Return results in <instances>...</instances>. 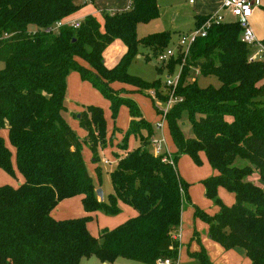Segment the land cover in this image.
<instances>
[{
	"label": "trees",
	"instance_id": "trees-1",
	"mask_svg": "<svg viewBox=\"0 0 264 264\" xmlns=\"http://www.w3.org/2000/svg\"><path fill=\"white\" fill-rule=\"evenodd\" d=\"M83 2L0 0V168L15 175L13 154L2 136L7 131L24 180L19 187H0V264H80L91 257L103 264L121 258L157 264L159 259L176 260L180 251L175 236L190 185L177 166L151 152L156 128L134 100L112 87L120 83L139 93L155 90L159 101H166L165 86L131 75L128 67L140 47L158 55L173 36L160 32L138 39L139 24L160 18L157 0H132L127 11L104 13L102 22L87 16L79 29L53 31ZM207 18L196 17V27ZM241 37L240 25L225 21L213 24L207 37L194 43L177 89L184 100L170 111L166 134L176 148V165L183 155L201 165L204 155L218 172L202 184L219 211H195L208 224L210 238L226 250H244L251 264H264V188L258 184L264 185V62H250L253 49ZM116 41L126 53L110 69L105 52ZM191 66L219 85L187 83ZM71 71L111 101L114 119L120 106L129 109L131 122L119 145L122 154L115 155L108 201L99 200L82 149L88 144L93 161L99 162L98 150L108 141L104 110L89 106L80 114V128L87 132L82 141L63 116ZM185 121L191 126L189 138L183 132ZM132 136L139 145L130 150ZM240 161L245 165H237ZM96 172L100 177L101 169ZM220 188L235 196L232 206L219 198ZM79 196L88 215L63 221L52 217L61 202ZM121 203L137 215L92 235V215H119ZM194 256L201 264H213L205 250Z\"/></svg>",
	"mask_w": 264,
	"mask_h": 264
},
{
	"label": "rangeland",
	"instance_id": "rangeland-1",
	"mask_svg": "<svg viewBox=\"0 0 264 264\" xmlns=\"http://www.w3.org/2000/svg\"><path fill=\"white\" fill-rule=\"evenodd\" d=\"M262 3L264 0H261ZM181 6L183 7L184 12L186 13V16L184 20L180 23V20H176L171 15V12L166 11L163 12V16L151 21L149 23H141L139 24L137 28V36L138 39H143L149 35H153L160 32H170L173 36V41L169 44L167 48L173 50L176 53L178 44H179V36L183 33H189L196 29L195 25V16L193 13L191 14V8L186 7L187 4L184 2V0H180ZM189 4V3H188ZM259 13L264 15V8H258ZM189 12V13H188ZM162 14V13H161ZM221 15L225 18L226 22H235V18L231 15L229 11H222ZM100 22H102V17H97ZM251 26L253 29H255V20L251 19ZM33 29V28H32ZM255 31V30H254ZM163 49L159 50L158 53H160ZM178 61V55H176L175 60H173L171 63L161 64L157 60V55L154 53V51L150 48H142L140 47L138 49V52L134 59L131 61L128 72L136 77L141 78L147 83L153 84V83H159L162 86L166 85V82L170 78L171 81H176L177 78L180 75V67L179 65L175 64L174 70L172 72L169 71L170 66L174 65V62ZM162 70V73L160 72ZM74 71H71L70 76L68 77V91L67 96L65 100V106L66 111L63 112V116L68 122V124L71 126V128L78 134L80 131V128L75 125V119L73 114H76L77 117L82 113V110L85 108L87 109L89 106H98L106 110V119L108 122V131H111L114 126H120L121 129H128L129 127V113L125 114L124 111H127V106L123 105L120 106L117 117L114 119L112 116V110H111V101L108 100L99 90L94 89L90 84L87 86H84L85 88H82L80 84L74 83ZM187 83H193L187 78ZM200 86L206 87L208 84H213L215 86H218L219 83L216 79L212 78H203L200 77L198 82ZM121 84H112V87L115 89L118 88ZM120 88L123 89H129V87L122 86ZM164 88V87H163ZM161 89L162 92L164 89ZM152 92H155V90H148L144 93H129V91L120 90L119 95L123 98H130L134 100L137 105L139 106L141 112L144 114L145 118L150 121L152 124L158 121V110L157 108L162 107V102H157L152 99ZM77 121V120H76ZM183 128V132L186 136V138L191 137V126L190 124L185 121ZM125 126H127L125 128ZM115 132V130H113ZM7 131L2 132V135H7ZM112 132V134H116ZM125 132V131H124ZM120 134V133H119ZM123 134V133H122ZM120 135V139H117L119 143L122 142V136ZM132 144L137 147L139 145V142H137L132 136ZM130 140V142H131ZM5 141L7 147L10 149V151L13 154L12 162L15 169V175H9L6 172H4L0 168V187L2 186H11L13 188L19 187L23 183V177L18 172L16 167V151L15 148L11 146L8 138L5 136ZM84 145V146H83ZM83 157L84 161L86 163L88 172L90 176L93 179L94 185L97 189V192L100 190L104 194V199L108 201L109 195L113 193V185L111 182L110 174L111 172L116 168L115 164H106V159H108L109 154L104 152V150L100 149L98 150V156H99V162L95 163L93 161V154L90 149V146L86 143H83ZM150 150L152 152V148L150 147ZM173 151V149H172ZM153 153V152H152ZM175 150L172 152L173 156L175 154ZM205 157V156H204ZM204 161V165L197 166L195 165L191 158L187 155L181 156V161L179 165L177 166V170L180 174V176L183 178H186L189 180L190 183H196L193 189L191 190V196L193 203H188L187 200H185L184 204V211L182 216V227L181 231V244H182V250L180 255V261L181 264H201L197 256H194L195 254L200 253L202 250H205L209 260L213 264H241L244 261L249 260L244 252V250L240 248H236L231 253H234V255H239L238 262L236 259L231 258V254H228V250L224 249L220 244L215 242L210 238L209 235V226L208 224L203 221L200 218H197L195 216L196 208H200L201 210L207 212L208 214L214 215L218 211L214 201L209 200L205 196L204 186L203 184L199 183L200 180L203 178H207L210 176H215V173L217 174V171L214 170L205 160V158H202ZM202 161V162H203ZM237 165H245V162H237ZM101 169V175L99 177L98 173L96 172V169ZM257 177L256 175L254 176ZM183 178V179H184ZM186 181V180H185ZM264 188V185L261 183H258ZM81 198V196H79ZM219 198L222 200V202L226 206H232L235 203V196L228 192L226 189H222L219 191ZM194 199L197 201V203L194 201ZM232 200V201H231ZM232 202V203H231ZM77 203V202H75ZM123 204V203H122ZM121 204V205H122ZM76 206V205H75ZM79 208V211H78ZM76 207V218H81V209H83L82 206ZM122 213L116 216H110L106 215L103 212H96L92 215L93 220L89 224L90 232L95 234V236H99L102 231L109 229L112 230L119 226L121 223H124L127 219V212L123 210V205L121 206ZM83 211V210H82ZM84 216V215H83ZM85 217V216H84ZM130 218V217H129ZM179 258V254L178 257ZM237 262V263H236ZM80 264H103L97 257H91L89 259H83ZM113 264H143L140 262L130 261L126 259H118ZM244 264V263H243Z\"/></svg>",
	"mask_w": 264,
	"mask_h": 264
},
{
	"label": "crops",
	"instance_id": "crops-1",
	"mask_svg": "<svg viewBox=\"0 0 264 264\" xmlns=\"http://www.w3.org/2000/svg\"><path fill=\"white\" fill-rule=\"evenodd\" d=\"M157 1H158V5L160 7V13H162V14H160V18L163 16V12L165 13L166 11H169V12H171V15L173 16L175 21L176 20H180V23H181L184 20L187 12H184L183 7L181 6L180 0H157ZM131 2H132V0H84L83 8L78 13H76L73 17H71L70 19H68L66 21H82L87 16H94V17L100 16V17H102V15L104 13L114 14V13H118V12L127 11L130 8ZM184 2L187 4L186 7L189 6V8H191V14L193 13V15L195 16V19L198 16L206 17V16L214 15L216 13H221L222 11L223 12L227 11V10L223 9L224 0H184ZM263 7H264V2L262 3V1H261V5L255 8L254 14L252 16V19L255 20V22H254L255 23V25H254L255 26V29H254L255 31L254 32L256 34L257 39L260 40V41L264 40V15H262V13L258 14L259 13V11H258L259 9L258 8H263ZM160 18H159V20H160ZM125 53H126V48L122 44V42L116 41L115 43H113L107 49V51L105 52L106 66L108 68H110V69L114 68L119 63L120 59L122 58V56ZM73 73H75L74 74V76H75L74 77V83L80 84L82 86V88H85L84 86H87V85L90 84L89 82L84 81L82 79L81 75L78 72L74 71ZM118 84H120V83H118ZM121 85L118 88H116V89L114 87L113 88L115 90H117V91L125 90V91H129V93H139L137 91V89H135V88H133L131 86L122 85V86H125V87H129V89L126 90V89L120 88ZM67 91H68V88H67ZM66 96H67V94H66ZM96 107H98V106H96ZM85 110L86 109L84 108L82 110V112L85 111ZM103 110H104L105 119H106V110L105 109H103ZM123 113L128 114L129 113V109L127 108V111H124ZM73 115H74L73 117L76 118L75 119V125L80 128L79 121H78L80 115L78 117H77L76 114H73ZM129 117H130V113H129ZM106 122H107V119H106ZM130 122H131V117L129 119V125H130ZM126 127L127 126H125V128ZM113 130H115V132ZM127 130H128L127 128L126 129H121V127L117 125V126H114L111 131H108V122H107V138H108L107 145L104 148L100 147V149L104 150V152L109 154L108 159H106V161H109V163H110L109 165L116 164L117 163V159H116L115 155H121L122 154V151L119 149L120 143H119V141L117 139H120L119 138L120 135H123ZM112 132H114L116 134L113 135ZM6 133H7V135H5V136L9 140L8 132H6ZM5 136H3L4 139H5ZM78 136L83 141L87 137V132L84 131L82 128H80V131L78 132ZM112 136H113V138H112ZM123 137L124 136H122V139H123ZM131 139H132V137H131ZM167 140H168V145L171 148V150L173 149V151L175 150V152H176V148L172 144L170 137H168ZM134 148H136V147L132 144V140H131V142H130V150H132ZM202 158H205V160L207 161V159H206V157H204V155H201V159ZM191 160H192V158H191ZM180 161H181V158L179 159V161L177 163V166L179 165ZM202 161H203V159H202ZM192 162L194 163L193 160H192ZM207 163H208V161H207ZM201 165H204V161L202 162ZM201 165H197V166H201ZM217 174H218V172H217ZM217 174L215 173V175H217ZM212 176H210V177H212ZM210 177H207V178H210ZM207 178H203V180L201 179L199 183L202 184L203 181L206 180ZM185 180H186V183H188L190 186H189V189H188V198L184 197V204H185V200H187L188 203H193L194 204V202L192 200V196H191V190L193 189V187L195 186L196 183H190L189 180L186 178V176L184 178V181ZM222 189L223 188H220L219 191H221ZM204 191H205V188H204ZM194 201L197 203V201L195 199H194ZM75 202H77V203H75ZM121 204H120V208L123 205V210L125 212H127V216H128L127 219L125 220V222L127 220L131 219V218H134L137 215V213H136V211L134 209H132L131 207H129V206L125 205V204H122V205ZM80 206L83 207V204H82V199L79 198V197H75V198H72V199H69V200H65V201L61 202L54 209V211L52 212V217L55 220H57V221L74 219L75 217H77V215H76V207L78 208ZM194 206H195V204H194ZM217 209H218L217 211H219V207H217ZM78 211H79V208H78ZM183 211H184V209H183ZM80 212H81L80 215H82V217L88 215L84 211V208L81 209ZM121 213H122V210H121ZM182 216H183V214H182ZM121 224H123V223H121ZM89 225L90 224H88V229H89ZM181 227H182V221H181V226H180V234L182 233ZM89 231H90V229H89ZM91 234L95 236V234H93V233H91ZM182 247L183 246H182L181 241H180L179 257L181 255ZM233 250L234 249L228 250L227 252H228L229 255L231 254L230 256H231L232 259H236V261L238 262V260L240 259L239 255L238 254L234 255V253H231V252H234ZM243 263L244 264H251L250 260L244 261L241 264H243Z\"/></svg>",
	"mask_w": 264,
	"mask_h": 264
},
{
	"label": "built area",
	"instance_id": "built-area-1",
	"mask_svg": "<svg viewBox=\"0 0 264 264\" xmlns=\"http://www.w3.org/2000/svg\"><path fill=\"white\" fill-rule=\"evenodd\" d=\"M261 5L260 0H224L223 9L229 11L231 15L235 18L242 28L241 41L253 49V53L250 56V62H264V44L262 41L258 40L254 29L251 26V19L254 14L256 7ZM225 22V18L221 13H216L214 15L208 16L205 23L196 27V29L189 33H183L179 36V44L176 53L165 48L157 55V60L161 64L171 63L175 60L176 55H178V60H181L179 67L181 69L180 75L176 81H171L170 78L166 82L165 88L167 93L166 101L162 102L163 106L157 108L158 110V121L155 123V128L157 134L154 135L150 140V145L152 152L156 157H162L164 162L170 163L174 168H176V163L174 161V156L172 150L168 145L167 134H166V123L170 111L178 103L183 102V98L177 95V89L181 78L183 77L185 67L187 66V61L190 57L191 49L194 43L199 38H205L208 35L209 29L213 24H220ZM82 21H60L57 22L53 28V31H58L63 27H70L73 29H79ZM200 77H202V72L200 67H190V73L187 78L191 82H197ZM152 99L154 101L160 102L156 92H152ZM106 164H110L106 161ZM175 238L180 242L181 235L180 232L175 236ZM157 264H181L180 257L176 260L171 259H159Z\"/></svg>",
	"mask_w": 264,
	"mask_h": 264
},
{
	"label": "water",
	"instance_id": "water-1",
	"mask_svg": "<svg viewBox=\"0 0 264 264\" xmlns=\"http://www.w3.org/2000/svg\"><path fill=\"white\" fill-rule=\"evenodd\" d=\"M97 195H98V198H99V200L102 202V201H104V194H103V192L102 191H98L97 192Z\"/></svg>",
	"mask_w": 264,
	"mask_h": 264
}]
</instances>
